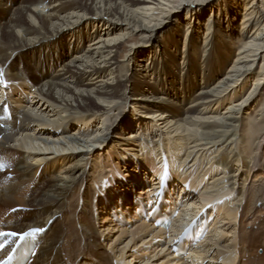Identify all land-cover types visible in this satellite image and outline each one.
<instances>
[{"label":"bare ground","instance_id":"1","mask_svg":"<svg viewBox=\"0 0 264 264\" xmlns=\"http://www.w3.org/2000/svg\"><path fill=\"white\" fill-rule=\"evenodd\" d=\"M1 78L15 81L27 95L34 89L41 100L29 98L32 110L54 116L48 124L16 108L10 131L0 120V231L48 229L29 264H125L102 247L98 234V223H114L113 208H121L117 215L127 223L142 222L133 236L158 244L162 230L139 218L133 203L154 192L146 185L134 193L148 175L155 185L147 165L165 155L185 182L183 191L174 187L184 192V204L167 249L207 206L216 215L211 233L187 259H177L172 250L168 261L264 264V0H0ZM5 87L0 85V101ZM203 110L215 114L213 122L197 123ZM137 111L171 118L197 146L203 144L211 163L205 174L223 173L231 199L209 205L212 197L200 190L203 180L186 176L183 150L164 143L156 131L144 136L140 126L146 120ZM99 114L109 122L91 137L85 136L88 130L77 131ZM131 142L143 150L134 154L141 169L120 148ZM100 161L108 169L95 176ZM225 236L231 242L221 246ZM150 246L130 256L147 257Z\"/></svg>","mask_w":264,"mask_h":264},{"label":"rangeland","instance_id":"2","mask_svg":"<svg viewBox=\"0 0 264 264\" xmlns=\"http://www.w3.org/2000/svg\"><path fill=\"white\" fill-rule=\"evenodd\" d=\"M136 41H139V37H136ZM128 44H130V43H128ZM128 48L129 47H126L125 51H127ZM125 51L122 53V55H119V59H123V55L125 54ZM5 82H8V81H5ZM30 92H31V90H30ZM32 92H33L32 93L33 95H29L28 94L29 97H27L26 102H22L21 103V102H18L17 100L14 101V98H12V94L11 93H10V96H9L10 97L9 100H10V102H15V104L17 106L16 107L17 109L24 110L30 116L35 117V119L44 120L45 122H47L49 117H50V120L54 119L53 118L54 116H49V117L45 118L43 115L38 114L40 112L37 113L36 110H32V109H34L36 107H35V105L31 106V103H30L31 97H33V96L34 97H38V99L41 100V97L37 96L36 93H34V89H32ZM47 102H48L49 106L51 105L50 107H52L54 105V103L52 101H50L49 99H44L43 100V103H47ZM39 103L36 104L37 107L39 106ZM225 105L220 107V110H219V113H218L220 116L223 115V113L225 111V108H226ZM60 107H57V109L58 110L59 109L60 110L64 109L63 106L61 108ZM217 107H218V105L215 104L213 106V109H215ZM52 108L56 109L54 106ZM129 109H132V110L134 109L135 110L134 106L131 105V104H130ZM130 112H131L130 110L127 111V113H129V114H130ZM136 114H137V117L139 116L141 119H144V120H146V122H148V123L145 122V123L141 124V126H140V128L142 127L144 136H149V138H151L153 135H155L156 132L158 134L160 133V135L162 134L163 135L162 137L165 138L164 143H171L172 146H174V149L178 148V149H182L183 150L182 162L186 158L185 165H183L184 167H186V170H185L186 176H187V174H191L193 176L192 177L193 180H203L202 185H200V190L202 192H205L206 196L212 197L211 198L212 201L209 203V205H212L213 203H218V202L226 200L228 198L231 199V194H228V193L226 194V192H227L226 185L227 184H226V177H224L223 173L217 172V173L213 174V173H211V171H209L208 174H205L206 169L208 170V168H210V164L211 163H207L208 158L206 159L205 156L207 157L206 153H208L209 151L207 152V149L205 150V147L203 146V144H200L199 146H197V144H199V143L194 142L193 139L191 141V139L188 136V133L185 130L178 129L176 127L177 125L173 122V120L171 118H167V117L164 118V117H161V116L160 117L159 116H153V115H150V114L142 113V111H137ZM199 115L202 117V119L201 120L199 119L197 121V123H199V121H200V124L203 121L204 122L205 121L206 122H210V121L213 122L214 118H216L215 114L212 113L211 110L210 111L209 110L208 111H204L203 110V113L199 114ZM199 115L197 117H200ZM212 115H214V116H212ZM209 116H210V118H209ZM98 118L99 119H97V120L91 119V121L85 120V122H81L82 123L81 126H77V125H79V123L74 119V121L72 122V125H73L75 130H76L75 127L77 126L78 127L77 131H81V133L86 131V130H88V132L90 131L88 133V135L85 134L86 138H89L94 133L93 131L96 130L99 126L102 125V122H104V123H108L109 122V120H108V118H107V116L105 114H99ZM208 119H210V121ZM75 124H76V126H75ZM52 125H54L56 127L55 124H52ZM48 126H49V128L52 127L51 125H48ZM51 130H53V132L55 134V133H58L59 129L58 130L51 129ZM178 130H179V132H178ZM25 133L26 132L24 131L23 135H22V133L21 134H17V138H22V136H24ZM114 134H115V132H114ZM169 136H171V137H169ZM181 137L182 138L184 137L186 140L184 138L182 139ZM175 139H176V141H175ZM189 140L191 142H189ZM180 143H181V145H180ZM11 145L16 146L15 142H12ZM107 146L103 148V150H102L103 153L108 150ZM120 148L123 151H126L127 153L131 154V156H133V163L134 164L136 163V161H135L136 157L134 158V154L137 153L139 155V153L143 152V150L141 151V147L139 146V144L138 143H134V142L124 143L122 146H120ZM45 152H46L45 155H50L51 156L53 154L52 151H45ZM98 152H100V150H98ZM211 156L212 155H210V157ZM160 157H161V155H159V158ZM208 157H209V155H208ZM100 162L101 163H99V167L96 169L95 176H101L102 174L105 173L104 171L106 169H108V168H106V169L104 168V164H103L102 161H100ZM231 164L234 167V169L237 168V165L235 163H231ZM239 174H240V172H239ZM239 174H238V176H239ZM141 188H146V185L144 184L142 186H137V188L135 189V192L140 191ZM218 192H219V194H218ZM213 194H216V196L213 195ZM231 203H234V201L231 200L230 204ZM113 222L114 223L111 224L110 227L104 226V224L101 226L98 223L97 229H98V234L100 236H102V239H101L102 247L104 249L108 250L109 252H111L112 256L114 257V259H116L117 261H122V262L124 261L125 264H135V263L138 264V263H140L139 262L140 260H144V259H150V262H151L150 264H155L157 262H158V264H167V263H169V261H168L169 257L168 256H169V253L172 250L170 251V250L167 249L168 247H166L167 244H168V242H167L168 239H165L163 237L161 240H159L160 242H158V244H156V245L154 243L150 244V243L146 242V240H144L142 237L140 238L137 235L133 236L132 233H131L132 229L134 227L138 226L139 224H141L142 222L135 221V223L133 222L134 224L131 223L129 225H123V226H121V225L118 226L115 223L116 221H113ZM125 228H128V232L127 233L126 232L122 233V230L125 229ZM230 237L232 238V236H229V237L225 236L224 239L222 240L221 246L228 245L231 242V238ZM229 240H230V242H229ZM155 243H157V242H155ZM146 246H150V248L145 251L146 253H148L147 257H149V258H147L145 256L144 258L140 259V258H132V256H130V254L134 250L145 249ZM220 249H222V248H220ZM223 250H225V249H223ZM135 256L138 257V254H136ZM135 256H133V257H135ZM164 259H166L167 261H165ZM216 263H221V261L220 262L218 261Z\"/></svg>","mask_w":264,"mask_h":264},{"label":"snow or ice","instance_id":"3","mask_svg":"<svg viewBox=\"0 0 264 264\" xmlns=\"http://www.w3.org/2000/svg\"><path fill=\"white\" fill-rule=\"evenodd\" d=\"M39 231H43V229H33L32 232H26L23 234L24 237H27L29 235H32L35 232H39ZM8 235H16V233H6V232H0V236H8ZM4 245L0 244V248H3ZM13 259V257L11 255H9L8 260L7 261H0V264H8L9 261H11Z\"/></svg>","mask_w":264,"mask_h":264}]
</instances>
